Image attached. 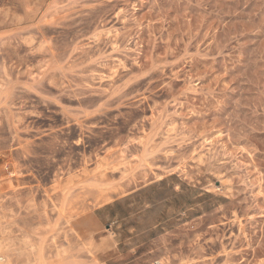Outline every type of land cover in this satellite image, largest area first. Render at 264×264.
Instances as JSON below:
<instances>
[{
    "label": "rangeland",
    "instance_id": "obj_1",
    "mask_svg": "<svg viewBox=\"0 0 264 264\" xmlns=\"http://www.w3.org/2000/svg\"><path fill=\"white\" fill-rule=\"evenodd\" d=\"M4 264H264V0H0Z\"/></svg>",
    "mask_w": 264,
    "mask_h": 264
},
{
    "label": "bare ground",
    "instance_id": "obj_2",
    "mask_svg": "<svg viewBox=\"0 0 264 264\" xmlns=\"http://www.w3.org/2000/svg\"><path fill=\"white\" fill-rule=\"evenodd\" d=\"M7 261V257L5 255H0V264H4Z\"/></svg>",
    "mask_w": 264,
    "mask_h": 264
}]
</instances>
